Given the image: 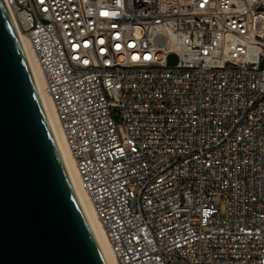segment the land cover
Masks as SVG:
<instances>
[{"label": "built area", "instance_id": "2783aa9c", "mask_svg": "<svg viewBox=\"0 0 264 264\" xmlns=\"http://www.w3.org/2000/svg\"><path fill=\"white\" fill-rule=\"evenodd\" d=\"M4 1L118 264H264V0Z\"/></svg>", "mask_w": 264, "mask_h": 264}, {"label": "water", "instance_id": "95a60500", "mask_svg": "<svg viewBox=\"0 0 264 264\" xmlns=\"http://www.w3.org/2000/svg\"><path fill=\"white\" fill-rule=\"evenodd\" d=\"M175 65V55L169 58ZM0 264H106L0 0Z\"/></svg>", "mask_w": 264, "mask_h": 264}, {"label": "bare ground", "instance_id": "6f19581e", "mask_svg": "<svg viewBox=\"0 0 264 264\" xmlns=\"http://www.w3.org/2000/svg\"><path fill=\"white\" fill-rule=\"evenodd\" d=\"M22 42V40H21ZM23 45V42H22ZM24 48V45H23ZM26 50V49H24ZM26 53V52H25ZM27 59L31 67V71L34 80L37 85V89L42 100L46 115L48 117L51 129L53 131L57 146L59 148L60 154L66 166L67 172L69 174L70 180L78 197V200L82 206V209L86 215V218L91 226L94 236L100 246L106 264H118L116 256L111 248L105 229L99 220L97 213L93 207L89 195L81 186L80 176L76 167L75 160L73 158L71 149L69 147L67 138L63 131L61 122L57 116L53 101L51 97L46 93L44 89V81L42 77V72L39 65L27 54Z\"/></svg>", "mask_w": 264, "mask_h": 264}, {"label": "rangeland", "instance_id": "374dc122", "mask_svg": "<svg viewBox=\"0 0 264 264\" xmlns=\"http://www.w3.org/2000/svg\"><path fill=\"white\" fill-rule=\"evenodd\" d=\"M223 211H224V209H223Z\"/></svg>", "mask_w": 264, "mask_h": 264}]
</instances>
